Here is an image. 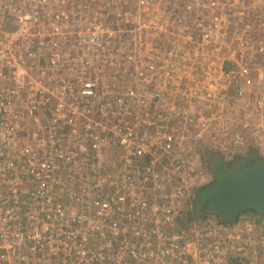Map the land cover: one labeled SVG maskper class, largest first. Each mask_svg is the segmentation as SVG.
I'll list each match as a JSON object with an SVG mask.
<instances>
[{"label":"built area","instance_id":"1","mask_svg":"<svg viewBox=\"0 0 264 264\" xmlns=\"http://www.w3.org/2000/svg\"><path fill=\"white\" fill-rule=\"evenodd\" d=\"M227 102L264 132L251 0H0V264H264L257 215L175 228Z\"/></svg>","mask_w":264,"mask_h":264},{"label":"trees","instance_id":"2","mask_svg":"<svg viewBox=\"0 0 264 264\" xmlns=\"http://www.w3.org/2000/svg\"><path fill=\"white\" fill-rule=\"evenodd\" d=\"M200 153L203 157L204 166L212 174V182L210 181L211 183L196 187L191 207L187 208L188 210L183 213L184 215L179 217L175 228H181L193 221H198V219L203 220L210 214H215L218 219L229 224L236 223L242 214H257L256 210L252 208L227 211L220 206L211 205L205 212H200L199 208L225 177L239 174L254 166L264 164V157L257 151V148L249 145L242 152L231 151V155L224 156L221 152H217L216 148L202 144L200 145ZM236 164H240V167L234 168Z\"/></svg>","mask_w":264,"mask_h":264},{"label":"water","instance_id":"3","mask_svg":"<svg viewBox=\"0 0 264 264\" xmlns=\"http://www.w3.org/2000/svg\"><path fill=\"white\" fill-rule=\"evenodd\" d=\"M211 205L227 211L252 208L257 216L264 218V164L225 177L200 205V212Z\"/></svg>","mask_w":264,"mask_h":264},{"label":"rangeland","instance_id":"4","mask_svg":"<svg viewBox=\"0 0 264 264\" xmlns=\"http://www.w3.org/2000/svg\"><path fill=\"white\" fill-rule=\"evenodd\" d=\"M263 2H261L260 0H251V5H253V7H254V11H255V13H260V14H262V16L264 17V0H262ZM155 13H156V9H155ZM215 60H216V57H215V54H213L212 52H210L209 53V57H207L206 58V65H205V70L206 71H209V73H206L205 74V77H208V76H211V72H212V70H211V67H212V63H214L215 62ZM222 101V100H221ZM233 103H231V104H229L228 102L226 103V105L227 106H229V105H231V107L233 108V110L232 111H227L226 112V114L229 116V115H231L232 114V118L234 119V124L236 125V124H238L237 125V129L238 130H241V131H243L246 135H247V137H248V139H247V141H248V146L249 145H253V146H255V148H257V151L259 152V153H261V155H263V157H264V136H262V135H260V133H262V134H264V132H254L255 130H253V131H251V130H249V128H247V127H242V124H240L239 123V120L240 119H243L244 117H243V115H241V113L239 112V109L237 108V107H234V105H232ZM231 107H230V109H231ZM229 109V110H230ZM230 113V114H229ZM212 134H214L213 133V131H211V130H208V131H206L205 132V135H208V137H210V136H212V139L214 138L213 137V135ZM222 134H223V131H218V133L216 134H214L215 135V140H211L212 141V145H216L219 149H221V150H219L218 148H216V151L217 152H221L224 156L225 155H231L230 154V152L231 151H233L231 148V143L229 142L228 143V146L226 145V146H223L222 145V139H220L221 137H222ZM220 144L223 146H220ZM225 148V149H224ZM247 149V148H246ZM225 151V152H224ZM197 166V163L196 162H191L190 164H189V167L190 168H195ZM240 167V164H236V165H234V168H239ZM203 168H204V170L205 171H207L208 172V175H209V178H208V180H206L202 185H205V184H208V183H211L212 182V174H211V172H209L208 170H207V167H205L204 166V161H203ZM202 168V169H203ZM188 170H189V168H188ZM204 171V172H205ZM211 181V182H210ZM194 196H195V193H194ZM254 215H256V214H252V213H246V214H242L241 216H240V218H239V220L237 221V222H239L242 218H247V217H254ZM256 218L258 219V220H262L263 222H264V218L263 217H259V216H256ZM203 219V218H202ZM194 222V221H193ZM197 223H202V220H200V219H198V221H196Z\"/></svg>","mask_w":264,"mask_h":264},{"label":"bare ground","instance_id":"5","mask_svg":"<svg viewBox=\"0 0 264 264\" xmlns=\"http://www.w3.org/2000/svg\"><path fill=\"white\" fill-rule=\"evenodd\" d=\"M145 12L148 14V13H150V14H152V13H155V9L151 12V9H146L145 10ZM229 111H231V109L229 110ZM230 114V113H229ZM210 127L212 126V125H209ZM215 218H216V215L215 214H210L209 216H207L205 219H203L202 220V222H207V221H209V220H215ZM233 224H235V223H232L231 225H233ZM171 225H173V224H171ZM189 224H186V225H184L183 227H187ZM183 227H181V228H183ZM174 231H175V229H174Z\"/></svg>","mask_w":264,"mask_h":264}]
</instances>
